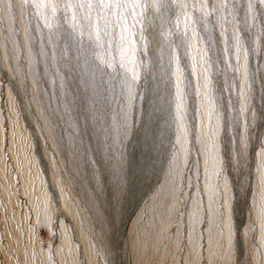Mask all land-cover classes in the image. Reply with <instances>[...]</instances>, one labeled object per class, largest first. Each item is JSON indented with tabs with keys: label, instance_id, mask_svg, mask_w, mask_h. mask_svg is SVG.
Segmentation results:
<instances>
[{
	"label": "rangeland",
	"instance_id": "obj_1",
	"mask_svg": "<svg viewBox=\"0 0 264 264\" xmlns=\"http://www.w3.org/2000/svg\"><path fill=\"white\" fill-rule=\"evenodd\" d=\"M21 11L17 6L7 14L0 6V159L4 161L0 174V264H180L182 253L177 246L187 241L190 251L193 236L197 254L184 264H205L199 255L200 245L207 264H236L238 258L240 264H264V23L260 18L249 26L239 14L229 15L218 7L193 8L190 3L184 10L186 16L166 19L163 32L178 63L187 52L183 79L186 85L190 83L191 92L185 100L181 133L174 119L176 76L172 73H176L177 63H173L169 73L173 118L158 113L164 134L156 141L153 167L145 165L140 130L131 117L138 121L150 107L156 96L153 89L167 71V56L153 79L148 75L150 63L141 65L138 53L122 56L114 46L98 61L100 123L86 122L83 109L75 104L65 116L55 101L49 102L54 88L38 86L32 79L27 90L16 85L13 68L18 65L9 64L8 54L28 40L24 32L28 18ZM237 33L239 52L234 38ZM177 44L183 47L177 48ZM205 63L210 81L207 88L203 82ZM180 68L185 65L180 63ZM166 83L160 85L165 101ZM206 91L210 95L204 96ZM130 93L136 99L130 100ZM244 94L247 103L241 98ZM155 106L163 109L166 103L157 98ZM125 116L130 130L121 134ZM213 140L219 161L215 166L210 151ZM17 153L20 160L14 159ZM110 155L115 157L112 163ZM117 161L120 177L115 179L112 167ZM173 182L174 195L170 196ZM6 187L10 198L3 193ZM221 197L236 209L233 228L243 224L239 251L229 249L226 240L220 248L216 210ZM189 203L199 222L194 234L189 222L188 237L182 240L179 229L173 233L172 228Z\"/></svg>",
	"mask_w": 264,
	"mask_h": 264
},
{
	"label": "snow or ice",
	"instance_id": "obj_2",
	"mask_svg": "<svg viewBox=\"0 0 264 264\" xmlns=\"http://www.w3.org/2000/svg\"><path fill=\"white\" fill-rule=\"evenodd\" d=\"M190 3L193 8L197 6L201 9L206 6L218 7L227 11L229 15L239 14L242 22L249 26H251L250 22H255L258 18H260L261 23H264V0H216L215 4H209L207 0H16V3H13L12 0H0V6L3 7L5 13L10 14L18 6L22 10L21 15L28 18V25L24 27L28 40L25 44H20L17 48L10 50L8 54L9 64L16 63L18 65L17 68H13L16 85L27 90L28 82L32 79L36 81L38 86L43 84L45 88H54V92L49 95V102L55 101L58 110H63L62 114L68 115L74 104L79 105L84 111L86 122L95 121L96 124H99L102 119V109L101 85L97 83L96 77V72L99 69L98 61L106 57L114 46L122 56L136 52L140 56L141 65L151 64V71L148 72V75L156 79V69L162 66L165 56H167L168 68L166 72H163L161 79L157 81L153 89L156 96L150 101V107L144 110L138 121L135 116L131 117L133 123L137 124L140 130L145 165L154 167L156 141L160 135L164 134L163 129L160 128L158 113L165 112L168 119L173 118L172 79L169 75L173 63H177L176 73H172L176 76L174 119L179 131L181 133L184 131L185 100L191 92L190 83L186 85L183 79L186 71L185 57L187 52L185 51L181 55L178 63L175 51L171 42L167 41L163 28L167 18H175L177 14L186 16L184 10L189 7ZM0 24H3V20H0ZM202 27L204 26L202 25ZM192 31L195 34L194 26ZM186 35L187 33H185ZM234 38L237 52H239L241 47L239 34L237 33ZM206 39H210V37H206ZM176 47L181 48L183 44H177ZM209 51H211V44ZM146 57L151 59L147 60ZM200 59L203 60L204 56H201ZM180 63L185 65L184 69L180 68ZM204 67L203 82L207 88L210 81L206 63ZM21 75L23 79H21ZM135 78L133 75V80ZM164 80L167 81L164 88L168 97L166 101L164 96L160 95V85ZM16 85L13 86L14 91H16ZM203 95L208 96L210 93L206 91ZM157 98L166 103V108L162 109L155 106ZM241 98L247 103L246 94L242 95ZM40 99L43 100V94L40 95ZM129 99L134 100L136 96L130 93ZM122 119L123 123L119 132L128 134L130 130L129 118L125 116ZM192 120L194 130L195 110ZM225 121V130H227L226 116ZM179 138L178 136L177 139ZM248 139L250 137L245 140V149ZM235 144V153L239 162L241 143L238 133ZM210 151L213 154L211 163L215 166L219 163L216 159L218 151L216 140L212 141ZM113 160L115 157L110 155L109 162L112 163ZM221 174V172H217V176ZM112 176L115 179L120 177L118 161L112 167ZM174 189L175 182L169 191L170 196L174 195ZM189 201L191 202V194H189ZM216 211L219 215L217 228L221 237L220 248H224L223 241L226 240L229 249L241 250L243 243L241 228L243 224L238 223L235 228L232 224L236 209L221 197L219 208ZM226 213H228L227 218H225ZM145 218H147V210L145 211ZM207 220L208 213L205 210V226ZM189 222H191L194 234L195 225L199 221L197 214L191 210V203L186 204L183 211L178 213L177 222L172 228V232L175 233L179 229L181 239L186 240ZM225 229H227L226 234ZM200 239L203 240V228H201ZM167 247L169 254H172V245L169 244ZM177 247L182 253L179 256L180 264H184L186 259L191 261L193 256L197 254L198 246L194 236L190 243V251L187 241ZM199 247L201 249L199 255L207 264V260L203 256V245ZM156 255L159 256V249H157ZM236 264H240L239 258Z\"/></svg>",
	"mask_w": 264,
	"mask_h": 264
},
{
	"label": "bare ground",
	"instance_id": "obj_3",
	"mask_svg": "<svg viewBox=\"0 0 264 264\" xmlns=\"http://www.w3.org/2000/svg\"><path fill=\"white\" fill-rule=\"evenodd\" d=\"M176 133H177V137H178V136L180 135V134H179V131H177ZM9 143H10V146L12 147L11 150H13L14 146L12 145L11 141H9ZM13 157H14V156H13ZM18 157H19V154L17 153V154L15 155L14 159H16V158H18ZM17 160H20V159L18 158ZM3 165H4V161H3L2 159H0V174H1V175H2L1 172H4V171H3ZM24 178H26V176H25ZM8 189H9V188L6 187V190H5V192H3V193L5 194L6 191H7ZM6 194L8 195L9 198L11 197L9 193H6ZM163 204H165V203H163Z\"/></svg>",
	"mask_w": 264,
	"mask_h": 264
}]
</instances>
